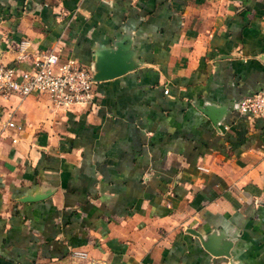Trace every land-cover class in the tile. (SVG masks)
<instances>
[{
    "label": "crops",
    "instance_id": "obj_1",
    "mask_svg": "<svg viewBox=\"0 0 264 264\" xmlns=\"http://www.w3.org/2000/svg\"><path fill=\"white\" fill-rule=\"evenodd\" d=\"M118 44L91 105L0 98V264H264V0H0L1 65Z\"/></svg>",
    "mask_w": 264,
    "mask_h": 264
},
{
    "label": "built area",
    "instance_id": "obj_2",
    "mask_svg": "<svg viewBox=\"0 0 264 264\" xmlns=\"http://www.w3.org/2000/svg\"><path fill=\"white\" fill-rule=\"evenodd\" d=\"M91 76L90 70L76 60L46 51L32 60L28 68L0 64V98L43 95L53 107L60 109L91 105L95 84ZM232 110L249 118L264 116V87L249 97L238 99ZM6 126L19 128L11 121H7ZM89 264L101 263L91 261Z\"/></svg>",
    "mask_w": 264,
    "mask_h": 264
},
{
    "label": "water",
    "instance_id": "obj_3",
    "mask_svg": "<svg viewBox=\"0 0 264 264\" xmlns=\"http://www.w3.org/2000/svg\"><path fill=\"white\" fill-rule=\"evenodd\" d=\"M97 71L92 73L93 81H101L117 77L130 69V65L126 60L122 45L118 44L112 50L102 52L96 61ZM212 123L216 121L219 116L226 113L222 108H213L212 106H204L200 110ZM187 232L201 237L200 232L188 228ZM218 238L216 236H207L205 240H201V244L210 254L219 256H229V248L231 241L226 240L222 244H216Z\"/></svg>",
    "mask_w": 264,
    "mask_h": 264
}]
</instances>
